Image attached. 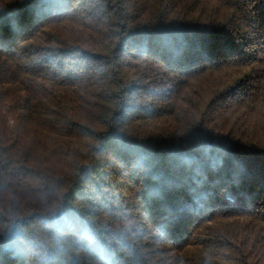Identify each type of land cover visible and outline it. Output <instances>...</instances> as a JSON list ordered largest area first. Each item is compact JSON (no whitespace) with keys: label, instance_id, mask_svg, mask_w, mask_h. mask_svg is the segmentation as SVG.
Here are the masks:
<instances>
[{"label":"trees","instance_id":"16d2710c","mask_svg":"<svg viewBox=\"0 0 264 264\" xmlns=\"http://www.w3.org/2000/svg\"><path fill=\"white\" fill-rule=\"evenodd\" d=\"M0 264H264V0H0Z\"/></svg>","mask_w":264,"mask_h":264}]
</instances>
